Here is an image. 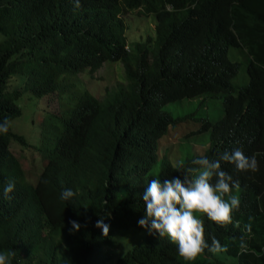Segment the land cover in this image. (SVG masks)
I'll list each match as a JSON object with an SVG mask.
<instances>
[{"label":"trees","instance_id":"trees-1","mask_svg":"<svg viewBox=\"0 0 264 264\" xmlns=\"http://www.w3.org/2000/svg\"><path fill=\"white\" fill-rule=\"evenodd\" d=\"M133 10L153 15V34L127 44L123 16ZM229 47L245 54L243 86L231 84L239 63L227 58ZM104 62L120 63L122 82L100 99L71 93L60 131L40 147L44 164L33 184L9 151L23 137L0 134V251L17 253L11 264H188L166 237L130 229L141 228L159 139L188 119L165 104L209 92L222 93V116L195 132L209 133L204 155L239 148L257 154L259 170L221 162L239 182L240 208L226 227L204 218L209 243L214 237L227 251L206 250L193 264H264V0H81L79 9L74 0H0V121L19 115L22 92L54 97L61 74ZM179 164L162 157L156 178L182 179ZM64 189L75 193L70 201L61 200ZM101 217L107 236L95 227Z\"/></svg>","mask_w":264,"mask_h":264},{"label":"clouds","instance_id":"clouds-1","mask_svg":"<svg viewBox=\"0 0 264 264\" xmlns=\"http://www.w3.org/2000/svg\"><path fill=\"white\" fill-rule=\"evenodd\" d=\"M74 6L79 9L81 0H74ZM60 94L61 90L54 96L57 102ZM69 102L68 110L71 108L70 97ZM68 110L64 114L51 116L47 114V133H44L43 127L39 144L27 148L36 149L42 158L40 151L42 143L52 140L58 134L61 128L58 118H65ZM55 121L58 125L52 124ZM9 124L7 118L0 121V134L8 133ZM10 144L23 146L12 141L9 143V151ZM221 162L234 165L241 173H255L259 170L257 154L249 157L239 148L231 152L224 151L215 160L201 155L191 160V166L185 167L183 162L178 165L182 179L175 177L162 181L154 177L142 195L145 215L138 221V226L146 229L149 234L156 233L160 238L166 237L176 246L179 256L188 264H193L198 257L204 255L206 250L213 254L227 251V248L214 237L209 243L204 226L206 217L218 227H226L233 223L234 213L240 208L241 201L234 193V189H239V182L233 181V177L222 169ZM14 190L15 181L10 179L3 187L4 198L11 199L10 194ZM74 195L71 189H64L60 198L63 201H70ZM70 224L74 231H79L80 225L76 221H70ZM95 227L101 229L102 234L107 236L109 225L104 223V217L97 220ZM241 246L243 247V244ZM16 255L13 250L0 251V264H11Z\"/></svg>","mask_w":264,"mask_h":264},{"label":"rangeland","instance_id":"rangeland-1","mask_svg":"<svg viewBox=\"0 0 264 264\" xmlns=\"http://www.w3.org/2000/svg\"><path fill=\"white\" fill-rule=\"evenodd\" d=\"M137 10L124 14V36L127 44L138 40H143L147 35L153 34V15H136ZM227 58L230 61L239 63L235 76L231 79V84L235 87L243 86L247 83L245 72V54L240 48L229 47ZM122 71L119 62H104L94 71L88 73L87 69L76 74H61L59 77L62 83L61 94L58 102L55 97L49 100L47 95L37 97L29 92H22L15 103L19 107L18 116L10 120L9 130L23 137L25 145L18 146L10 144L11 153L18 159L24 173V177L34 182L44 160L36 149L41 138L43 127L47 133V114H64L70 107L69 97L71 93L86 89L95 97L100 99L104 89L112 88L116 83L122 82ZM216 95V96H214ZM222 93L204 92L193 98H183L171 103H167L164 109L168 110L173 117L187 115V121L180 124L175 129H168L158 141L156 163L147 171L149 176L157 177L160 160L167 157L171 164L184 162L186 159H194L204 155L208 146V131L198 130L202 120L215 122L222 116ZM59 103V105H58ZM58 125V122H52ZM188 133H192L187 135ZM24 148V149H21ZM237 193L236 191L234 192ZM136 236L143 235L148 231L144 228L130 229ZM127 245H132L135 239L125 236L122 240Z\"/></svg>","mask_w":264,"mask_h":264}]
</instances>
